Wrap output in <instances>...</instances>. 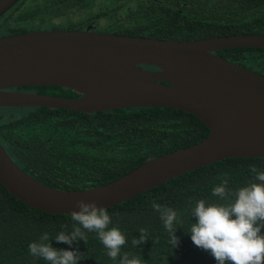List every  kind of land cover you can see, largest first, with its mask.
I'll use <instances>...</instances> for the list:
<instances>
[{
	"label": "trees",
	"instance_id": "obj_1",
	"mask_svg": "<svg viewBox=\"0 0 264 264\" xmlns=\"http://www.w3.org/2000/svg\"><path fill=\"white\" fill-rule=\"evenodd\" d=\"M93 0H18L0 15V35L33 29L82 28L86 19L106 15L97 29L158 38H199L229 33L264 32V0H112V9L93 11ZM82 13V17L71 14ZM264 74V47L243 46L215 51ZM144 66H151L145 65ZM61 96H76L60 85L13 87ZM209 132L195 114L166 106L116 107L79 111L64 107L0 106V142L11 158L46 184L81 189L117 178L148 157L199 141ZM264 170V156L225 157L188 170L126 200L105 207L109 227L126 237L121 257L137 264H216L188 233L195 222L190 208L199 199L224 203L212 189L227 179L236 190L255 180L251 167ZM177 211L175 225L179 246L169 235L152 203ZM67 225V229L63 226ZM71 214L34 208L14 196L0 182V264H48L29 253V244L49 233L57 249H79V264H119L112 260L96 234L88 242H57L60 231L71 232ZM149 233L147 242L133 246L139 229ZM264 234V229H262Z\"/></svg>",
	"mask_w": 264,
	"mask_h": 264
},
{
	"label": "water",
	"instance_id": "obj_2",
	"mask_svg": "<svg viewBox=\"0 0 264 264\" xmlns=\"http://www.w3.org/2000/svg\"><path fill=\"white\" fill-rule=\"evenodd\" d=\"M17 1L0 0V15ZM243 46L264 47V32L179 39L86 27L0 35V106L86 112L166 106L197 115L209 128L199 141L81 189L44 183L19 166L0 142L1 184L34 208L71 214L79 199L105 208L225 157L264 156V74L215 52ZM21 85H60L79 94L13 88Z\"/></svg>",
	"mask_w": 264,
	"mask_h": 264
},
{
	"label": "clouds",
	"instance_id": "obj_3",
	"mask_svg": "<svg viewBox=\"0 0 264 264\" xmlns=\"http://www.w3.org/2000/svg\"><path fill=\"white\" fill-rule=\"evenodd\" d=\"M255 180L236 190L227 188L225 179L212 189V196L224 203H207L199 199L190 208L195 222L188 233L195 246L208 252L216 264H264V170L251 167ZM76 208L71 211L72 231H60L55 235L57 242L72 245L84 240L88 242L87 233H95L107 250L112 260L119 259V264H137L127 254L121 257V248L126 244V237L118 227H109L112 218L108 210L97 205L95 201L79 199ZM153 209L159 213L160 220L169 235L173 248L179 246L175 226L179 222L177 211L153 201ZM67 229V225L63 226ZM139 237L132 239L133 246L147 242L149 233L145 228L139 229ZM29 253L41 258L48 264H79L84 258L79 249H57L52 246L49 233H43L38 241L29 244Z\"/></svg>",
	"mask_w": 264,
	"mask_h": 264
},
{
	"label": "flooded vegetation",
	"instance_id": "obj_4",
	"mask_svg": "<svg viewBox=\"0 0 264 264\" xmlns=\"http://www.w3.org/2000/svg\"><path fill=\"white\" fill-rule=\"evenodd\" d=\"M93 1L94 2L92 4V8H93V11L95 10L94 12H97V9L99 7L104 8L105 10H107L109 8L112 9L111 4H110L112 2V0H93ZM82 15H83L82 13L78 12V13L71 14V17L73 16V17L79 18V17H82ZM105 16L106 15H101L96 20L86 19V21L84 22V25H83L82 28L89 27L90 29H93V30L109 31V30L97 29V26L102 27L101 25L104 22H106L107 19H106ZM60 28H62V27H60ZM144 67H146V68H156L154 66H144ZM30 91H36V90H30ZM36 92H40V91H36Z\"/></svg>",
	"mask_w": 264,
	"mask_h": 264
}]
</instances>
